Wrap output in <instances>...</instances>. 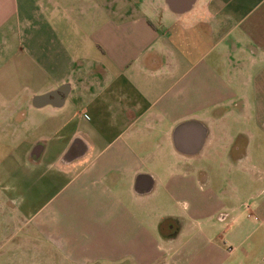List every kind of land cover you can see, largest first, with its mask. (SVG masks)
<instances>
[{
	"label": "crops",
	"instance_id": "obj_1",
	"mask_svg": "<svg viewBox=\"0 0 264 264\" xmlns=\"http://www.w3.org/2000/svg\"><path fill=\"white\" fill-rule=\"evenodd\" d=\"M0 264H264V0H0Z\"/></svg>",
	"mask_w": 264,
	"mask_h": 264
},
{
	"label": "rangeland",
	"instance_id": "obj_2",
	"mask_svg": "<svg viewBox=\"0 0 264 264\" xmlns=\"http://www.w3.org/2000/svg\"><path fill=\"white\" fill-rule=\"evenodd\" d=\"M226 169L224 168L223 174L225 173V175L226 176L228 175V176L223 177L221 179H212V178L210 179V178L200 176L198 180H199V184L201 185V188L203 190H208L210 187H214V186H216L219 189H224V190L226 188H231V185H233L232 178L229 177V171H228V169L226 171ZM211 182H213V183H211Z\"/></svg>",
	"mask_w": 264,
	"mask_h": 264
}]
</instances>
